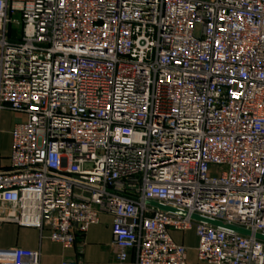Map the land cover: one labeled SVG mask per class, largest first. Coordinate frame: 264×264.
Returning a JSON list of instances; mask_svg holds the SVG:
<instances>
[{"label":"built area","instance_id":"obj_1","mask_svg":"<svg viewBox=\"0 0 264 264\" xmlns=\"http://www.w3.org/2000/svg\"><path fill=\"white\" fill-rule=\"evenodd\" d=\"M3 111L0 225L72 249L109 214L110 264H188L191 230L202 263L264 264V0H0Z\"/></svg>","mask_w":264,"mask_h":264},{"label":"crops","instance_id":"obj_2","mask_svg":"<svg viewBox=\"0 0 264 264\" xmlns=\"http://www.w3.org/2000/svg\"><path fill=\"white\" fill-rule=\"evenodd\" d=\"M17 35L11 33V39ZM24 119L11 111L0 113V170L10 167L12 131L18 120ZM173 240L188 249V264H206L198 260V238L194 230L171 232ZM26 249L40 253V264H63L76 260L79 264H110L114 261L113 216L103 214L98 224L91 226L84 235L77 237L72 249H64L50 240L48 231L20 227L16 224L0 225V259L11 258L14 250Z\"/></svg>","mask_w":264,"mask_h":264},{"label":"water","instance_id":"obj_3","mask_svg":"<svg viewBox=\"0 0 264 264\" xmlns=\"http://www.w3.org/2000/svg\"><path fill=\"white\" fill-rule=\"evenodd\" d=\"M153 205L156 206V207H158V208H160V209H162V210H165V211H168V212H172V213H177L176 211L171 210V209H169V208H165V207L159 206V205H157V204H153ZM180 214H181V213H180ZM181 215L186 216V214H183V213H182ZM192 219L195 220V221H199V222H205V223H207V224H211V225H214V226H221V227L229 228V227H227V226H224V225L221 224V223L211 222V221H208V220L202 219V218L197 217V216H193ZM229 229H232V230H234L235 232H238V233H241V234H244V235H247V236L250 235V233L245 232V231H243V230H241V229H236V228H229ZM256 238H257L258 240L264 242V237H263V236H261V235H257Z\"/></svg>","mask_w":264,"mask_h":264},{"label":"rangeland","instance_id":"obj_4","mask_svg":"<svg viewBox=\"0 0 264 264\" xmlns=\"http://www.w3.org/2000/svg\"><path fill=\"white\" fill-rule=\"evenodd\" d=\"M18 20L20 21V18ZM20 33H21V26L14 25L13 26V34L19 36ZM222 170H223V168H221V167L213 168V170H212L213 171V175L219 177L221 175V173H222Z\"/></svg>","mask_w":264,"mask_h":264}]
</instances>
